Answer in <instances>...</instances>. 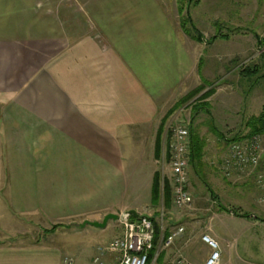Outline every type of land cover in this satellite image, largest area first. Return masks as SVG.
I'll return each instance as SVG.
<instances>
[{"label": "crops", "instance_id": "1", "mask_svg": "<svg viewBox=\"0 0 264 264\" xmlns=\"http://www.w3.org/2000/svg\"><path fill=\"white\" fill-rule=\"evenodd\" d=\"M176 8V0H0V264H96L119 234L116 220L80 224L128 210L153 219L176 102L193 88L262 77L256 65L235 70L257 44L264 0H195L186 14L199 38ZM255 201L247 212L215 196L207 229L220 264H264V201ZM192 247L188 258L203 264L209 248ZM117 257L104 249L101 261Z\"/></svg>", "mask_w": 264, "mask_h": 264}, {"label": "rangeland", "instance_id": "2", "mask_svg": "<svg viewBox=\"0 0 264 264\" xmlns=\"http://www.w3.org/2000/svg\"><path fill=\"white\" fill-rule=\"evenodd\" d=\"M194 2L195 0H176V9L180 21H186L188 16L186 8ZM185 24V31L191 28L192 32L188 31H190L192 37L201 36L192 26L190 27L186 22ZM257 30L256 46L245 58L238 62L235 70L241 73L247 66H258L262 77L257 81V84H250L252 79L239 76L234 79L232 85H229L230 87L220 88L222 85H216L215 87L214 84H210L205 88L203 86L199 89L193 88L190 91L192 96L186 98L172 113H169L168 118L171 117L169 118L167 133L171 134V130L180 125L185 126L188 131H190V127L193 128L204 142L203 155L200 165L189 166L188 189L192 196V202L190 206L185 207H176L173 204L169 168L166 160H162V164L159 160L158 170L163 173V180L168 181L170 195L168 200L162 198L161 202L158 201L157 205L154 206L156 211L152 220L155 221L154 230L156 228L157 234L155 232L156 241L153 246V254L149 256L148 264L152 261L160 264H170L178 257L192 262L187 256L188 245L192 247V244H195L197 240L200 242L202 234H207L215 239L207 229L210 224L209 218L213 217L216 209L215 196L217 199H222L226 205H229L230 202L235 203L236 206L233 207H237V209H240L239 211L244 209V211L250 212L251 209H248V205L254 200L260 204L263 203V190L257 183V176L264 174V134H252L260 137L258 150L260 159L258 165L253 169H232L227 174L221 165L222 160L229 154L232 142L242 140L243 142H241L244 143L245 138L252 136L242 137L248 132L245 120L252 115H257L264 107V57L256 55L258 47L262 45L264 24L258 26ZM210 37L209 34L202 35L201 41L207 43ZM244 60H248L246 65L242 64ZM215 81L212 80V82ZM199 104H205L207 108L195 112L193 108ZM207 110L210 112V116L205 112ZM237 205H240V207ZM115 224L116 228L119 229L118 235H120L122 232L121 224L118 221H115ZM179 226L183 227L182 233L176 236L175 241L169 246L164 247L162 242L165 234ZM112 235V232H108L104 239L108 240ZM192 249L195 250L194 247ZM207 253L208 250L205 255ZM224 258V254L220 251V262L225 260Z\"/></svg>", "mask_w": 264, "mask_h": 264}, {"label": "built area", "instance_id": "3", "mask_svg": "<svg viewBox=\"0 0 264 264\" xmlns=\"http://www.w3.org/2000/svg\"><path fill=\"white\" fill-rule=\"evenodd\" d=\"M262 45L258 47L256 55L264 57V33ZM248 60L242 62L246 65ZM242 141V140H241ZM240 141V142H241ZM244 143L232 142L228 156L222 160L221 165L225 173L230 170L253 169L259 163V135L245 138ZM167 165L171 175L172 202L176 207L190 206L192 196L188 189L189 177V131L183 126H177L171 130L168 144ZM257 183L263 190L264 201V174L257 176ZM117 215L116 221L121 224L122 232L113 238L108 246L99 248V253L93 258L96 264H103L101 254L104 249L118 254L116 264H148L149 253L154 246V225L144 216L134 218L128 211H122ZM183 231L179 226L167 234L163 239V246H169ZM201 241L209 248V253L203 264H220V248L218 242L207 234H202ZM63 264H74L70 257L63 259ZM150 264H158L152 261ZM170 264H195L182 257L174 259Z\"/></svg>", "mask_w": 264, "mask_h": 264}, {"label": "trees", "instance_id": "4", "mask_svg": "<svg viewBox=\"0 0 264 264\" xmlns=\"http://www.w3.org/2000/svg\"><path fill=\"white\" fill-rule=\"evenodd\" d=\"M185 22L187 24L190 23L189 16H187ZM185 22L180 21V23L182 24L183 30H185V25H186ZM198 37L199 36L197 35V38ZM249 67L250 66H247L243 70H246V69L249 70ZM199 88H202V87H199ZM190 96H192V93L188 94L187 97H185L183 99H180L174 105V108L171 109L168 112V115H169V113H172V111L176 107H178L181 103H183V101H185L186 98L187 99L190 98ZM205 108H207V105H205V104H199L196 107H194L193 110L196 112L197 110H201V109H205ZM205 112L210 116V112L208 110L205 111ZM245 121H246L245 122V125L248 128V132L245 135L242 136L243 138L248 137V136H250L252 134H264V107L262 108V110L257 115H252V116L248 117ZM189 130L190 131H189V159H188V161H189V166L190 167H195V165H200V163H201V159H202V155H203L204 142L199 137V135L197 134V132L195 130H193V128L190 127ZM212 130H214V129L212 128ZM238 138H240V137H238ZM238 138H234V139H238ZM167 159H168V157H167ZM153 184H154L153 185V187H154L153 188V194H154V196H158V193H159V190H158V187H159L158 182L157 181H154ZM169 195H170V188H169V185H168V181H166L164 179L163 180V184H162V198L164 200H168ZM232 212L235 213V214H238V212L235 211V210H232ZM240 215H245V214H240ZM151 221H152L153 225L155 226V221H153V220H151ZM155 232L157 234L156 228H155ZM167 234L168 233H166L165 236ZM155 241H156V235H155V238H154V243H155ZM152 254H153V248L150 251L149 256H151Z\"/></svg>", "mask_w": 264, "mask_h": 264}, {"label": "water", "instance_id": "5", "mask_svg": "<svg viewBox=\"0 0 264 264\" xmlns=\"http://www.w3.org/2000/svg\"><path fill=\"white\" fill-rule=\"evenodd\" d=\"M128 212H129L134 218L138 217V215L136 214V212H135L134 210H128ZM116 218H117V215H116V214L108 213V214H106V215L102 218V220H101L100 222H97V221H93V222H91V221H86V220H85V221H83L80 225L83 226V225H85V224H89V225H92V226H95V227H104L108 219L116 220Z\"/></svg>", "mask_w": 264, "mask_h": 264}]
</instances>
